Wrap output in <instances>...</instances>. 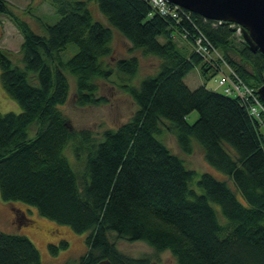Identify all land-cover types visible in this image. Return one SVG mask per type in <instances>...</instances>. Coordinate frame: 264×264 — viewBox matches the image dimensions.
Masks as SVG:
<instances>
[{
  "label": "trees",
  "instance_id": "16d2710c",
  "mask_svg": "<svg viewBox=\"0 0 264 264\" xmlns=\"http://www.w3.org/2000/svg\"><path fill=\"white\" fill-rule=\"evenodd\" d=\"M93 1L132 49L160 60L157 72L133 84L141 67L138 56L120 57L112 66L113 31L94 20ZM49 2L60 18L37 34L0 0V22L8 17L23 34L20 64L0 47L2 86L22 108L0 113L1 198L22 202L74 233H88V250L77 264L105 259L152 264L151 258L120 252L111 233L169 251L177 264H264V117L251 115L238 97L206 85L193 89L185 80L197 67L204 78L219 73L220 66L195 52L200 36L255 91L264 86V56L243 39L237 45L230 24L186 9L172 17L149 0ZM178 41L189 47L188 54ZM71 44L78 51L64 60ZM69 76L78 106L108 104L99 92L101 83L111 81L132 98L135 112L102 136L75 129L60 109L69 98ZM192 111L199 117L190 125L186 118ZM165 129L185 155L194 152L197 140L207 163L227 175L236 191L187 168L158 138ZM68 147L80 170L68 158ZM47 245L54 255L69 247L66 240ZM0 264L43 263L28 236L1 232Z\"/></svg>",
  "mask_w": 264,
  "mask_h": 264
},
{
  "label": "rangeland",
  "instance_id": "374dc122",
  "mask_svg": "<svg viewBox=\"0 0 264 264\" xmlns=\"http://www.w3.org/2000/svg\"><path fill=\"white\" fill-rule=\"evenodd\" d=\"M15 14L27 22L34 32L37 34H45L47 25L55 24L60 16L55 12L54 6L50 0H7ZM89 8L94 20L100 21L113 31V40L111 43L112 56L108 60L112 66L120 57L136 55L140 60V71L133 78V84H138L147 75L157 72L160 60L151 55H145L142 50L132 49L131 44L127 41L119 31L112 26L106 17L98 10L96 1L89 3ZM23 34H21L11 20L6 17H1L0 22V47L11 51L12 58L15 63L20 64L21 54L20 45L23 42ZM236 44L239 45L242 38L234 34ZM162 40V39H161ZM183 54H188V49L180 48ZM78 48L71 44L62 53L63 59L68 60ZM1 73V72H0ZM199 69L194 68L190 73L198 75ZM211 76V75H210ZM219 75L204 78L199 75V79L189 83L192 88L206 85L207 88L223 93V87L218 86L217 80ZM112 80H115L113 77ZM71 88L67 102L60 106L62 112L68 118L70 124L75 129L87 128L92 130L97 136H102L106 129L117 128L120 124L127 121L132 113L136 110V105L132 98L118 86H115L111 81L101 83L99 94L108 98V104L100 106H78L75 103V84L74 79L69 76ZM8 112L20 113L21 106L13 100L5 91L1 83L0 74V113ZM199 117L197 111H192L187 116V121L190 125L194 124ZM158 138L168 146V148L176 155L180 156L185 161V166L195 170L199 175L209 173L219 181L226 182L233 190L236 191L234 184L230 178L224 173L219 172L205 160L204 149L197 140H193L194 152L191 155H185L180 151L176 137L173 133L165 129L163 133L158 135ZM231 154L236 156L233 149L229 148ZM66 154L77 169L81 166L73 159V153L70 147L66 148ZM197 188L195 184L192 185ZM30 209V210H29ZM216 210L221 220H226L221 213V210L216 206ZM12 233L28 236L37 246L40 252L43 264H77L80 259L86 254L88 247L86 238L88 233H74L68 226L59 225L41 217L34 208L28 207L26 204L19 201H4L0 196V233ZM112 241L116 242L117 249L130 257L151 258L152 264H177L174 257L169 251L157 252L145 242H128L118 238L115 233L110 234ZM62 240H66L69 244L67 249H62L56 255L52 254L49 249V243L59 244Z\"/></svg>",
  "mask_w": 264,
  "mask_h": 264
},
{
  "label": "water",
  "instance_id": "95a60500",
  "mask_svg": "<svg viewBox=\"0 0 264 264\" xmlns=\"http://www.w3.org/2000/svg\"><path fill=\"white\" fill-rule=\"evenodd\" d=\"M169 2L208 20L241 26L246 45L252 52L259 51L264 56V0H169ZM257 92L264 104V86ZM97 264L113 263L105 259Z\"/></svg>",
  "mask_w": 264,
  "mask_h": 264
},
{
  "label": "built area",
  "instance_id": "2783aa9c",
  "mask_svg": "<svg viewBox=\"0 0 264 264\" xmlns=\"http://www.w3.org/2000/svg\"><path fill=\"white\" fill-rule=\"evenodd\" d=\"M149 2L164 15H172L178 17L179 13L184 10L180 6L173 5V8L168 4L169 0H149ZM241 28H237V33L240 34ZM197 46L195 52L200 54L209 64L218 68L220 77L219 85L223 87L224 93L233 97L240 98L248 105L249 112L256 118L264 117V104L256 93L255 89L247 85L241 78L238 77L235 70L228 64L222 54L215 47L205 45L203 39L197 38Z\"/></svg>",
  "mask_w": 264,
  "mask_h": 264
},
{
  "label": "crops",
  "instance_id": "0c3cea01",
  "mask_svg": "<svg viewBox=\"0 0 264 264\" xmlns=\"http://www.w3.org/2000/svg\"><path fill=\"white\" fill-rule=\"evenodd\" d=\"M178 45H179V47H185V44L183 43V42H179L178 41ZM187 48H189V47H187ZM199 75H201L200 74V72L198 73V75H192L191 77H189L190 76V74L186 77V83L190 86V84L189 83H192V82H194V81H196L197 82V80L199 79ZM202 85V84H201ZM200 85V86H201ZM191 87V86H190ZM197 87H199V86H197ZM197 87H195V88H197ZM192 88V87H191ZM194 89V88H193Z\"/></svg>",
  "mask_w": 264,
  "mask_h": 264
},
{
  "label": "flooded vegetation",
  "instance_id": "af4514ba",
  "mask_svg": "<svg viewBox=\"0 0 264 264\" xmlns=\"http://www.w3.org/2000/svg\"><path fill=\"white\" fill-rule=\"evenodd\" d=\"M241 30H242V28H241Z\"/></svg>",
  "mask_w": 264,
  "mask_h": 264
}]
</instances>
